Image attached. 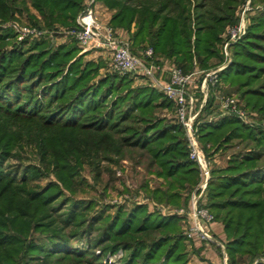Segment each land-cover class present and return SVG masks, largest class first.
<instances>
[{"label":"trees","instance_id":"16d2710c","mask_svg":"<svg viewBox=\"0 0 264 264\" xmlns=\"http://www.w3.org/2000/svg\"><path fill=\"white\" fill-rule=\"evenodd\" d=\"M28 1L53 26L74 22L84 0H0V20L15 18L20 5L29 11ZM102 1L116 9L111 24L127 28L133 46H151L155 57H168L188 73L220 57L221 34L238 20L235 11L245 0ZM251 4L262 9L220 78L264 120V0ZM134 22L138 27L132 32ZM14 37L12 29H0V264H116L106 256L120 249L127 253L121 264H190L179 216L151 212L142 204L120 207L114 217L101 213L93 218L97 222L83 227L82 201L64 199L57 205L54 184L43 191L28 187L32 167L20 180L5 169V156L27 138L40 146L44 162L49 158L62 166L66 180L75 172L72 159L94 164L100 175L101 162H118L130 153L165 180L164 188L150 191L158 201L179 205L181 192L192 190L199 179L183 127L157 115L173 104L163 93L134 86L129 76H100L104 63L76 58L75 43L54 48L43 40L24 49L25 41L10 44ZM214 100L208 101V113ZM12 119L37 124L38 133L15 135L9 129ZM57 130L63 132L53 138ZM198 131L216 151L234 141L244 144L246 151L212 170L204 205L224 225L229 264H264V128L226 115L204 120ZM64 205L70 208L59 220L53 212ZM73 222L80 228L69 233L65 228ZM32 225L40 235L29 240ZM82 234L88 247L73 242Z\"/></svg>","mask_w":264,"mask_h":264},{"label":"rangeland","instance_id":"374dc122","mask_svg":"<svg viewBox=\"0 0 264 264\" xmlns=\"http://www.w3.org/2000/svg\"><path fill=\"white\" fill-rule=\"evenodd\" d=\"M88 2L89 0L83 1V8ZM25 7H27L29 11L25 9L24 6L20 5L19 7L20 10L17 11L15 18L5 21L0 20L1 28H4L6 30L12 29L13 32L15 33V37L12 38V40H10V44L19 43V42L21 43L25 41L27 46L24 49H29L30 45L35 41L39 42L43 40H49V43H51L54 48H57L58 45L61 44L70 45L75 43L79 48L76 58L79 56H85V54L88 51L98 48V47H94V48L86 49L82 45H80L75 38L66 35L65 32L75 25L76 18L80 12L77 14L75 21L72 23L62 24L56 22L53 26H48L47 25L48 23H46V21L42 18L40 13L34 7L31 6L29 1L27 5H25ZM261 9L262 6L260 5L259 6L252 5L251 0H245L242 4H240L235 11V15L238 20L228 24L221 34V40L220 43L218 44L220 57L213 58L211 60L212 64L208 68L196 67L199 68L200 71L199 73L200 75H198L197 78L193 76L194 85L196 87L194 88L196 105H197L196 109L200 107L198 109L199 117L197 121V126H199V124L204 120L213 119L212 121H217L221 117H223L222 114L225 112V109L223 107L222 100L217 99L214 93L213 94L215 100L213 101L211 106L212 112L208 113L209 98H207V100L204 102V93L202 92V84H203L202 82L204 75L206 72L215 70L219 67L224 66L223 68L224 70L233 61L234 48L236 43L247 35L248 29L252 23V18ZM95 12L97 15V19L101 22L103 26H107V25L111 26L112 28H114V30L117 33H118L117 28H122L125 32L128 33V35L124 37L120 33H118V35L129 41L131 45V49L134 53L141 55L143 50H145L148 47H151L147 45H145L144 48L133 46V41H132L133 39H131L132 33L125 27H115L111 24V19L114 13H116V9L110 8L102 0H95ZM100 14H102L103 17L105 16L107 18H109L111 14L109 24L104 23V20L100 17ZM241 26H242L241 31H243V34L241 36L233 37V35L230 32V29ZM137 27L138 26L136 25V22H134L131 27V31L132 32L136 31ZM24 28H35L38 31L45 32L46 34H44L40 38L26 36L22 40H18L20 34L19 30ZM54 30H61L62 32L64 31V33H59V34L55 33L53 35L54 38H52V34L50 35L49 32ZM8 48H11V46H8ZM157 57H154L155 61H157L156 59ZM105 62L106 65L104 67L106 71L100 74V76H105L107 74H111V75L115 74L119 76H129L132 79L135 77L141 78L143 80V84L139 83L133 85L134 86L144 85L147 87H151L163 93L165 97H167L173 102L171 107L158 109L157 115L169 121H174V123H177L180 126H182L177 118L175 101L169 98L163 90L154 86L152 84V79L150 77L143 74L131 75V74H122L119 73L118 71H115L112 65L110 64V56L108 54ZM172 62L174 63V61ZM161 69H163V67H161ZM193 71L195 72L196 69ZM156 76L162 78V71L157 72ZM163 80L168 81L169 77L168 79H165L163 77ZM261 81L262 80L256 81L255 84H258ZM217 87H218L217 88L218 95H221V97L223 98L230 97L235 99V103L233 104V106H235L236 110H241L244 113L243 119H240L239 116L237 115L234 116H237L244 124L248 126L259 125L264 128V120L261 119L257 111L247 106L246 100L243 98L240 91L236 87L229 86L227 83L223 82L221 78H219V83ZM203 103H205V105L202 108L201 105ZM9 124H10L9 129L15 135H16L15 132H20V131H28V133L33 132L34 134L38 133L39 126L31 121H17L12 119L9 122ZM61 132L63 131L57 130L53 133V135L51 134V136H53V138L58 137L62 134ZM197 136L200 147L202 148L206 161L210 167L211 176L213 169L217 167H222V168L226 167L228 160L232 157L234 153L239 151L242 152L246 151V149L244 148V144L239 143L238 141H234L232 144L227 146L226 149H220L219 151H216V146L214 144L212 143L205 144L200 139V134L198 130H197ZM183 137L186 138L187 140L185 129H184ZM1 153L2 152L0 151V155ZM131 154L132 153H130V155H128L125 158H120L118 162H114V161L110 162L109 160H104L103 162H101L100 175L98 174V171L94 169L95 168L94 164H90L89 162H83V164H80V163H76L72 159L70 165L75 166V172L73 176L71 175L72 176L71 180H66V179H62V176L66 175V172L63 171L62 166H60V168L57 167L53 161L49 160V158L47 162H44L43 153L40 146L36 144L32 139L29 140L25 138L22 141H18L17 143H15L10 150V154L5 156L4 159H6V161L4 167L8 172L16 176L18 180L22 179L25 171L30 170L29 168L32 167L31 169L33 170H30L31 171L30 174L32 175L29 176V178L30 177L31 178L28 181V185H29L28 187L33 188L36 191H43L47 189V187H49L50 185L54 184L55 187L58 188L57 189L58 192H56L55 194L58 196L55 204L63 201L64 199L65 200L71 199L73 201H82L83 204L86 205L85 207L83 205L82 210H80V212H82L84 215L83 219L79 218L80 219L79 221H81L80 223H83V227L89 224H93L94 222H97V220H94L93 218L94 216H97L101 213H103V215L105 216L108 215L114 217V215L118 212L120 207L130 210L136 205L145 204L148 210L151 212L158 211L161 212L163 215L179 216L181 218L180 224L185 234V232L187 231L188 227L191 225L192 222L191 217L189 216V212L192 206L191 205L192 196L197 191V187L202 179L200 169H199V179L197 184L192 190H185L181 192L182 199L180 200L179 205L161 202L158 201L154 196H152L150 194V191L156 188H164L165 180L162 177H159L156 174V172L153 171L154 169H149L145 161L139 162L138 157L135 153L134 155ZM206 196H207V190H206V194L201 197V203H200L201 206L205 204L207 200ZM69 208L70 205H64L63 207L60 206L57 208L56 211L54 210L55 212H53V215L59 217L60 220L63 217L64 213H66L69 210ZM181 211H183V213H180ZM213 215H214V220L212 221V223L216 221L215 214L213 213ZM99 223L97 227H99L100 225ZM33 227L34 225H32L30 229V235L28 238L29 240L32 238H36L40 235V232H36V230H34ZM79 228L78 225H76V223L73 222L69 226H67L65 230L70 233L71 231L74 232L78 231ZM96 235L97 233H95L93 230L91 236L95 237ZM87 238L88 237L85 234H82L81 236L77 235V237L73 239V242L78 247H83V246L88 247L89 244ZM194 238H198V237H194ZM187 239H188L187 240V245H188V242H190L189 240H192L193 238L189 239L187 237ZM214 239H216L215 236ZM95 251L97 254L101 252L99 248L96 249ZM126 258H127V253H125L123 249H120L117 253L114 254L108 252L106 256V259L116 264L123 263L126 260ZM261 259L262 261H264V257H262ZM242 264H248V263L244 262Z\"/></svg>","mask_w":264,"mask_h":264},{"label":"built area","instance_id":"2783aa9c","mask_svg":"<svg viewBox=\"0 0 264 264\" xmlns=\"http://www.w3.org/2000/svg\"><path fill=\"white\" fill-rule=\"evenodd\" d=\"M241 29L242 26L234 27L230 29V32L233 37L241 36L243 34ZM19 33L18 40H22L26 36L40 38L46 34L35 28L20 29ZM55 33H64V31L54 30L49 32L50 35L52 34V38H54L53 35ZM65 33L67 36L75 38L76 41L86 49L94 47L104 49L110 56V64L115 71L122 74H143L150 77L154 86L163 90L169 98L175 101L178 121L186 132L189 156L192 160L197 162L202 178L197 187V191L192 196V206L189 212L192 222L185 232V235L189 239L198 237L207 241H216L210 228L214 220V215L207 206L200 205L201 197L206 194L208 182L211 178V170L206 161L204 152L200 147L197 136L198 109L200 107L196 109L197 105L194 90L196 87L194 85L193 76L200 71L185 73L182 68L173 64L167 70L169 73L168 81H164L163 77L161 78L158 76V78L156 76L157 72H163V69H161V66L155 61L153 48H146L141 55L134 53L129 41L118 35L111 26H103L97 19L95 0H89V2L86 3L83 10L77 16L75 25ZM223 68L224 66L205 73L202 82L204 102L207 100L210 91L213 90L215 97L222 100L225 109V112L222 114L223 116L227 114L237 115L240 119H243L244 113L241 110H236L235 106H233L235 99L230 97L223 98L221 95H218L217 86L220 78L219 75ZM204 105L205 103H203L201 107L203 108ZM180 213H183V211ZM223 264H229L227 253H224Z\"/></svg>","mask_w":264,"mask_h":264},{"label":"crops","instance_id":"0c3cea01","mask_svg":"<svg viewBox=\"0 0 264 264\" xmlns=\"http://www.w3.org/2000/svg\"><path fill=\"white\" fill-rule=\"evenodd\" d=\"M102 7V6H101ZM109 16V14H108ZM100 17L104 20V23L109 24L111 14L109 18L103 17L100 14ZM118 33H120L123 37L127 36L128 33L125 32L122 28H117ZM107 52L104 49L96 48L94 50L88 51L85 54L86 60H93V61H102L104 66L106 65L107 59ZM156 63L163 67L162 77L168 79L169 73L167 72L168 68L173 65V60L165 57V56H158ZM102 67L100 70V74L105 72V67ZM196 71H199V68H196ZM194 72V71H192ZM200 72H197L194 76L197 78ZM143 84V80L141 78L135 77L133 78V84ZM214 97L213 90L210 91L209 100ZM213 119H208L205 121H212ZM171 214V213H168ZM211 232L216 237V241H207L202 240L199 238H193L189 240L187 245V251L189 255V262L190 264H222L224 253L226 251V244L228 242V238L224 229V225L220 221H214L211 223ZM228 255V254H227Z\"/></svg>","mask_w":264,"mask_h":264}]
</instances>
